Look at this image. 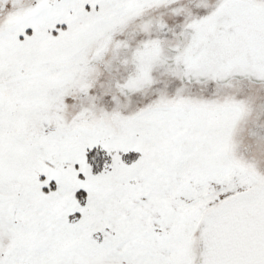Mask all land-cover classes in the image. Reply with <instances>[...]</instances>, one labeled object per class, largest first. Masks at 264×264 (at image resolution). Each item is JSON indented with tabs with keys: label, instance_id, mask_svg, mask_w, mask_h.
Here are the masks:
<instances>
[{
	"label": "snow or ice",
	"instance_id": "snow-or-ice-1",
	"mask_svg": "<svg viewBox=\"0 0 264 264\" xmlns=\"http://www.w3.org/2000/svg\"><path fill=\"white\" fill-rule=\"evenodd\" d=\"M0 264H264V0H0Z\"/></svg>",
	"mask_w": 264,
	"mask_h": 264
}]
</instances>
